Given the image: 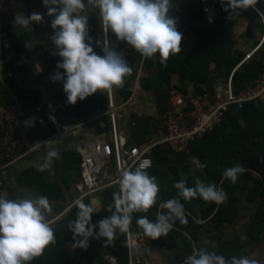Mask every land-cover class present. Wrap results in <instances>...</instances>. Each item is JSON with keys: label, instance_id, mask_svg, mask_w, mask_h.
I'll list each match as a JSON object with an SVG mask.
<instances>
[{"label": "crops", "instance_id": "0c3cea01", "mask_svg": "<svg viewBox=\"0 0 264 264\" xmlns=\"http://www.w3.org/2000/svg\"><path fill=\"white\" fill-rule=\"evenodd\" d=\"M227 4L228 0H172L174 10L187 12L194 9L197 14L192 18L191 24L197 30L187 26L180 28L181 53L170 56L167 66L161 65L158 54L151 58L142 57L126 42L117 41L111 31L105 34L97 9L89 8L83 13L88 16V36L91 37L92 47L98 55H104V43L115 47L122 56L130 50L138 55L137 61L131 65L132 74L126 77L132 86L131 95L126 97L121 88L113 89L118 130L129 144H141L150 139L160 127L163 117L168 112L180 109L174 102L177 96L190 97L198 94L196 84L189 78L190 70L185 59L186 54L201 50L200 34L197 31H201V35H207L214 27V22L224 20L216 28L219 27L218 34L222 44L229 48L231 56H241L237 62L261 40L264 35V22L255 9L250 7L233 12L229 8L225 11ZM257 6L264 12V0H257ZM47 12L48 8L43 5V0H0V104L10 105L12 102L25 101L36 108L25 119L29 128L30 149H27L23 158L0 164V175L5 184L1 194L9 199L49 196L52 212L48 215V220L53 229L58 230L67 226V216L75 208L74 202L77 199H82L85 203L95 201L97 212H100L112 204L113 199L108 192L118 190L113 184L93 192L83 189L79 170L81 148L98 138H111L108 92L98 90L82 101L78 99L75 105L67 102L63 80L54 82L51 79L58 71L63 75L64 70L57 68V63L63 58L58 55L51 39L54 34L51 27L53 17ZM33 13L40 14L42 21H33L28 28L15 27L14 18L17 14L28 17ZM10 33L16 35L14 40L20 52L15 49ZM219 61L221 60L212 56L208 59L211 72L206 83L202 84L204 90L213 87L225 77L217 71ZM235 64L226 62L221 67L225 72H231ZM99 121L103 126H98ZM94 123L99 130L92 128ZM167 142L173 144L163 140L152 150L157 145L165 150ZM50 148L59 151V158L53 159L44 171H39L38 166L43 163ZM193 160L195 165L196 161L201 163L196 158ZM190 166L191 177L202 179L205 176V172L198 165L194 167L190 163ZM155 167L162 175L167 170L161 163L157 166L155 164ZM164 176L169 177L170 173L167 172ZM251 186L246 185L248 188ZM246 187L238 190V202L227 208L231 212L235 211V216L227 222L205 223L201 230L213 238L200 235L198 243L192 242L193 247L207 248L229 259V248L240 245V256L255 258L260 264H264V231L259 245L247 232L251 225V216L258 211L262 200L248 202ZM243 202L247 207L244 208ZM254 205L257 206L256 209ZM194 210L197 211L198 208L194 207ZM247 211L249 217L245 218L243 215ZM131 238L132 242L135 241L138 246L143 245L142 248L147 250L148 255L139 258L145 264H170L175 257L167 251L166 256L149 263L150 251L158 249L151 244V238L145 237L143 233H131ZM159 249L169 250L166 246Z\"/></svg>", "mask_w": 264, "mask_h": 264}, {"label": "clouds", "instance_id": "9594fccd", "mask_svg": "<svg viewBox=\"0 0 264 264\" xmlns=\"http://www.w3.org/2000/svg\"><path fill=\"white\" fill-rule=\"evenodd\" d=\"M256 4L257 0H228L225 11L229 8L233 12L246 10ZM43 5L48 8L47 14L53 17L51 27L54 34L51 39L58 55L63 58L57 63V68L63 69L64 74L58 71L51 79L54 82L63 80L69 104L75 105L78 99L82 101L98 90L111 93L114 88H123L125 78L133 71L115 47L104 43L102 56L94 51L88 36V16L83 14L89 8L98 10L105 34L111 31L117 41L126 42L142 57L151 58L158 54L161 65L167 66L170 56L181 53L182 34L177 30L176 19L169 16L172 0H87L86 3L85 0H43ZM33 21L41 22L42 16L38 13L28 17L17 14L14 25L16 28H28ZM56 158H59V151L50 148L38 170L44 171ZM196 163L200 168L207 166ZM245 171V167L237 163L226 168L222 176L236 184ZM180 175L181 179L173 185L177 197L161 203V210L155 213L154 220L147 215L136 219L135 223L145 237L153 240L167 237L176 221L187 223L181 199L190 201L198 197L216 205L226 202V192L215 183H205L197 177L194 185L188 186V174ZM118 185L119 190L112 194L113 204L107 209L111 215L97 222L98 233L94 232L96 225L92 224V214L98 211L96 202L85 203L82 199L74 202L78 209L76 219L68 221V228L74 234L75 247L87 248L89 238L94 235L97 239L105 237L106 243H111L117 238V231L121 234L129 232L133 213H148L157 204L160 186L157 178L149 175L145 164L134 170L123 169ZM51 212L47 196L9 199L0 194V264H28L55 243L54 229L48 220ZM194 219L198 224L204 223ZM183 264L260 262L248 256L226 259L207 248L193 247Z\"/></svg>", "mask_w": 264, "mask_h": 264}, {"label": "trees", "instance_id": "16d2710c", "mask_svg": "<svg viewBox=\"0 0 264 264\" xmlns=\"http://www.w3.org/2000/svg\"><path fill=\"white\" fill-rule=\"evenodd\" d=\"M196 14L192 8L187 12L174 9L169 12V16L177 21L176 27L178 31H180L182 26L197 30L191 24L192 18ZM222 22L224 23V20L214 22V27L207 35H201V31H197L200 34L201 50L185 56L190 70L189 78L196 84L197 93L204 91L202 84L206 83L211 72L208 68L210 56L221 60L217 71L225 75L226 78L229 76L230 70L225 72L221 66L225 65L226 62L233 65L241 58V56L232 57L229 48L222 44V39L218 34L219 27L216 28ZM15 36V34L10 33L11 41L15 49L19 51L18 45L14 40ZM123 58L131 67L137 61L138 55L133 50H130ZM263 70L264 52H261L241 65L233 73L235 91L239 92L249 84H252L253 80L258 78ZM121 90L126 97L132 93V86L126 78L124 87ZM173 144L165 143L167 147L165 150L160 145H157L151 152L156 166L159 163L166 166L167 170H164V174L168 172L170 176L162 175L155 166L147 170L150 176L157 178L160 186L157 204L148 213H133L130 233H143L134 220L144 215H147L150 220H154L155 213L161 210L160 204L177 197V190L173 185L181 179V173L188 174V186L194 185L195 179L190 176V163L196 158L207 165L202 168L205 176L201 180L205 183H212L211 180H213L217 187L223 188L227 195L226 202L216 205L212 202H205L201 198H193L190 201L181 199V203L186 210L187 223L180 224L177 221L167 237L162 236L156 240L151 239V244L159 249L180 242L181 252L175 255L170 264H183L184 259L192 252V242L198 243L200 235L213 238L205 235L201 230L202 226L209 221L214 223L230 221L231 217L235 216V211L231 212L227 208L238 202L236 194L239 189L245 188L246 185H252L249 188L246 187L247 201L251 203L259 199L262 201L258 211L251 216V225L247 232L249 237L259 245L262 242L261 235L264 231V103L262 100L259 97L246 99L243 101L241 108L236 104H231L225 111L220 124L215 125L212 130L207 131L201 137H195L190 140L186 148L177 150ZM237 163H241L246 171L239 176L236 184H232L230 180L223 178L222 173L226 168ZM108 193L112 196L114 192L109 191ZM50 194L55 195L53 193ZM47 197L50 198L49 196ZM194 207H197L198 210L195 211ZM216 207L217 209L215 210ZM107 209L104 208L100 212L92 214V224L96 225L95 233L99 231L97 222L111 215ZM77 210L75 207L68 214L66 227L54 230L55 243L49 245L40 257L28 262V264H130L127 234H121L119 231H117V238L111 243H106L105 237L97 239L94 235L89 238L87 248L74 246L76 241L73 239V232L68 228V221L76 219ZM194 218L203 220L204 223L198 224ZM168 237L170 238L169 241ZM239 246L229 248V259L232 256H240L242 247ZM147 255L148 252L145 248L133 247V264H145L144 260L139 258ZM111 256L115 259V263H112Z\"/></svg>", "mask_w": 264, "mask_h": 264}, {"label": "built area", "instance_id": "2783aa9c", "mask_svg": "<svg viewBox=\"0 0 264 264\" xmlns=\"http://www.w3.org/2000/svg\"><path fill=\"white\" fill-rule=\"evenodd\" d=\"M252 8L264 22V12L257 4ZM261 52H264V35L253 48L245 52L227 78L220 79L213 87L202 93L190 97L177 96L174 102L180 109L168 112L155 134L141 144H129L118 130L113 91L108 93L111 138L109 140L98 138L81 148L79 170L83 189L86 192H93L113 184L119 190L118 180L123 169L134 170L140 164H145L146 170L155 166L151 150L160 141L168 140L174 143L176 149L183 150L190 140L201 137L215 125L220 124L231 104L241 108L244 100L255 97H259L264 103V70L252 84L239 92L235 91L233 83L235 70ZM35 109L31 103L25 101L12 102L10 105L0 104V164L23 158L27 149H30L29 128L25 119ZM98 126H103L101 121L98 122ZM98 126L94 123L92 128L99 130ZM4 187L0 175V194ZM127 239L130 264H133L130 230Z\"/></svg>", "mask_w": 264, "mask_h": 264}, {"label": "rangeland", "instance_id": "374dc122", "mask_svg": "<svg viewBox=\"0 0 264 264\" xmlns=\"http://www.w3.org/2000/svg\"><path fill=\"white\" fill-rule=\"evenodd\" d=\"M178 150V149H177ZM193 165H194V167H197V165H195L194 164V160L191 162ZM244 193H245V191H244ZM241 195H243V194H241ZM242 205L244 206V208L245 207H247L246 206V204H245V202H243L242 203ZM255 206V205H254ZM257 208V206H255V209ZM253 213H254V211H253ZM243 217H249L248 216V211L246 212V214H244L243 215ZM53 228V227H52ZM130 242H131V246H133V247H135L136 248V246H138L137 244H135V241L134 242H132V238L130 239ZM139 247V249L140 248H142L143 247V245H141V246H138ZM148 248V247H147ZM168 249L169 250H162V251H160V249H155L154 251H150V257L148 258V262L149 263H152L153 261H155L154 259H156V260H158V258H160L161 259V257H163V256H166V254H167V251H168V254L169 255H176L177 253H179V252H181V245H180V242L177 244H170L169 246H168ZM154 258H153V257ZM132 259H133V257H132ZM111 261H112V263H115V259L113 258V257H111ZM133 262H134V260H133ZM154 263V262H153ZM155 263H157V262H155Z\"/></svg>", "mask_w": 264, "mask_h": 264}]
</instances>
